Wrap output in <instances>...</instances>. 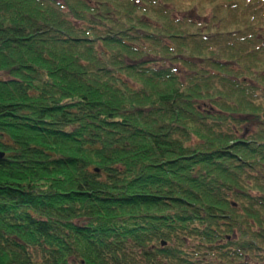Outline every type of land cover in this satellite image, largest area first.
<instances>
[{"label": "trees", "instance_id": "16d2710c", "mask_svg": "<svg viewBox=\"0 0 264 264\" xmlns=\"http://www.w3.org/2000/svg\"><path fill=\"white\" fill-rule=\"evenodd\" d=\"M0 151V264H264V0H0Z\"/></svg>", "mask_w": 264, "mask_h": 264}, {"label": "rangeland", "instance_id": "374dc122", "mask_svg": "<svg viewBox=\"0 0 264 264\" xmlns=\"http://www.w3.org/2000/svg\"><path fill=\"white\" fill-rule=\"evenodd\" d=\"M261 1V0H260ZM261 3V2H260ZM186 248V250H188L189 252H190V254L188 255L190 258H192V259H195L193 256L195 255V254H193V252H192V249H195L196 247L195 246H191V245H188V246H186L185 247ZM192 253V254H191ZM207 256L209 257L210 256V254H207ZM206 256V257H207ZM249 255H245V257L244 258H247V260L249 261V264H253V262L255 263V264H262V261L261 260H259V261H256V260H254V259H252V258H250V256L248 257ZM255 258H257V257H255ZM217 260V259H216ZM253 260V261H252ZM198 262V261H197ZM200 262V261H199ZM162 264H164V263H162ZM197 264H201V263H197Z\"/></svg>", "mask_w": 264, "mask_h": 264}, {"label": "water", "instance_id": "95a60500", "mask_svg": "<svg viewBox=\"0 0 264 264\" xmlns=\"http://www.w3.org/2000/svg\"><path fill=\"white\" fill-rule=\"evenodd\" d=\"M3 155V152L2 151H0V157Z\"/></svg>", "mask_w": 264, "mask_h": 264}]
</instances>
